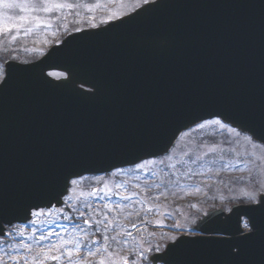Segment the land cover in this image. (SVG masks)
Here are the masks:
<instances>
[{
  "label": "water",
  "instance_id": "1",
  "mask_svg": "<svg viewBox=\"0 0 264 264\" xmlns=\"http://www.w3.org/2000/svg\"><path fill=\"white\" fill-rule=\"evenodd\" d=\"M122 18L67 36L35 62H6L13 80L0 91V184L9 200L38 191L57 167L78 178L163 156L207 119L248 135L242 124L264 126V0H161ZM66 67L94 76L101 95L85 100L52 87L48 81H59L47 73ZM69 187L61 179L46 194L12 199L0 232L28 222L30 208L61 207ZM221 210L208 213L224 223L229 213ZM203 254L224 259L219 249Z\"/></svg>",
  "mask_w": 264,
  "mask_h": 264
},
{
  "label": "rangeland",
  "instance_id": "2",
  "mask_svg": "<svg viewBox=\"0 0 264 264\" xmlns=\"http://www.w3.org/2000/svg\"><path fill=\"white\" fill-rule=\"evenodd\" d=\"M54 3L72 7L57 9L37 0L35 7L47 6L52 11L12 10L10 15L29 19L11 22L4 18V10L0 8V55L21 62L38 59L72 32L103 26L107 24L105 21L116 20L114 16L123 17L139 8L137 0H54ZM36 16L40 19H33ZM11 24L17 26L9 31ZM200 124L204 127H199ZM200 124L182 134L170 154L151 159L155 162L146 164L142 170L133 166L113 172L115 175L86 177L71 186L65 205L60 208L63 211L45 210L43 215L33 216L27 225H16L8 231L12 235L0 246V260L4 264H17L16 259L8 257H23L32 264L35 253L47 252L53 244L61 245L67 253L79 241L86 247L79 253L73 251L71 261L65 255L61 261L45 262L76 264L81 256H87L89 248H100L104 236L120 233L121 243L109 245L110 251L115 250L116 264H123L124 259L129 264H148L147 260L139 261L135 253L154 248L158 243L162 252L165 237L188 235L189 229L208 210L223 208L228 212L232 204L247 203L248 197L264 194V146L246 140L245 134L237 136L229 125L221 128L206 121ZM161 159L164 163H160ZM206 163L213 164V169H208L210 165ZM94 189L99 191L89 195ZM125 195L131 198L125 200L122 198ZM87 205L91 208H86ZM80 212L86 215L81 217ZM85 219L91 224H84ZM97 220L102 223L96 224ZM37 229L39 233L34 237ZM41 236L46 239L41 240ZM25 245H30L31 251ZM154 253L157 252L145 255L150 257ZM98 258L91 257L81 264ZM25 259H20L19 264H25Z\"/></svg>",
  "mask_w": 264,
  "mask_h": 264
},
{
  "label": "snow or ice",
  "instance_id": "3",
  "mask_svg": "<svg viewBox=\"0 0 264 264\" xmlns=\"http://www.w3.org/2000/svg\"><path fill=\"white\" fill-rule=\"evenodd\" d=\"M37 0H0V8L4 10V18L9 22L13 20H28L27 16H12L9 13L12 10H20L21 12L31 11V12H50L52 11L51 7H40L37 8L34 6V3ZM42 5H53L55 8L60 9L63 7H72V5L54 3V0H38ZM139 7L143 8V14L148 13L154 10L156 7H159L161 0L157 3V0H137ZM148 5V7H144ZM137 16H140L141 13L137 12ZM121 19L122 17H113V19ZM33 19L39 20L40 17L36 16ZM94 19V18H93ZM108 23V21H105ZM17 25L11 24V27H16ZM95 27V25H93ZM167 51L171 50L173 47V41L168 39L167 41ZM55 66V65H53ZM0 76L3 78L0 79V91L8 88L11 81L13 80V70L11 66L4 68L0 71ZM47 76L54 77L59 81L57 84H52L51 81L48 83L56 88L62 90H68L75 96L90 100L95 99L101 95L102 89L99 81L91 75L82 74L75 71L72 67H66L65 71L61 72H48ZM235 103L239 108L245 103L243 96L238 92L235 96ZM262 113H264V108H262ZM208 124L220 125L221 128L229 127L228 125L222 123L220 119H214L211 121H206ZM199 127L203 128L204 124H200ZM242 130L245 133H250L251 135H245V139L252 141L253 138L264 141V126L257 128L254 124L244 123L242 124ZM231 132H235L237 136L241 135L240 131H237L236 128H229ZM171 159V157H168ZM153 160H144L143 162L135 164V170H142L145 168L146 164L154 163ZM160 163H164V160L161 159ZM133 170V169H130ZM124 169L119 168L116 172H123ZM116 173H112L115 175ZM64 179L67 186L77 185L80 181L87 179L86 177L72 178L64 176V168L57 167L51 174L48 182L41 187L36 192H25L21 190L16 194L12 199L17 201H22L25 196L31 194H46L55 189L58 182ZM102 179V178H101ZM122 185L118 186L121 187ZM68 190H71L70 188ZM105 190H108L107 185H105ZM99 189H94L93 192L89 195L95 194ZM125 200L130 199V196H123ZM11 199V200H12ZM9 200V195L5 187L0 184V214L3 213L5 207L11 201ZM86 208H91V205H87ZM28 211L31 212L33 216H41L45 213L43 208H30ZM63 211V209H60ZM94 211V209H93ZM223 211V210H221ZM229 215L226 218L224 223L219 222V219L216 215V212L204 213V219L196 225L194 229H189L188 235L182 236H167L165 237L166 247L162 251L161 255H152L149 259L145 253L152 252H161V246L158 243L154 248L144 249L141 252L135 253V257L139 261L143 262L148 261V264H156L157 261H163V264H264V226L260 224L261 217H264V194L252 195L248 197L247 204L242 207L228 210ZM81 217L86 215V212H80ZM235 217V223L232 224L231 221ZM84 224H91L89 219L83 220ZM100 220L96 221V224H101ZM135 226V225H133ZM107 228V225H105ZM176 227H180L176 225ZM7 235L11 236V232H7ZM23 235V233H20ZM5 235L4 232H0V236ZM120 233L112 235L111 237L104 236V243L100 248L93 250L89 248L87 256H81V261L87 260L91 257H99L97 260H89V264H116L115 259V250H109V245L111 242H116L117 245L121 243V240L118 239ZM124 235H131L130 233H124ZM41 240L46 239L45 236L40 237ZM126 242V241H125ZM67 243V242H65ZM86 245L80 244L79 241L76 242L74 249H68L67 253L63 250L61 245L53 244L50 246L47 252L35 253L32 258V264H45L47 260L52 261H61L65 255L71 261L73 251L79 253L83 247ZM26 248L31 251L30 245H25ZM204 249H219L224 254V259L222 261H217L212 256L203 254ZM55 251L56 254H52ZM9 260L16 259L17 264H19L20 259H25L23 257H8ZM81 261H77L76 264H81ZM0 264H4L0 260ZM25 264H28L27 259H25ZM123 264H129L128 259H124Z\"/></svg>",
  "mask_w": 264,
  "mask_h": 264
},
{
  "label": "flooded vegetation",
  "instance_id": "4",
  "mask_svg": "<svg viewBox=\"0 0 264 264\" xmlns=\"http://www.w3.org/2000/svg\"><path fill=\"white\" fill-rule=\"evenodd\" d=\"M6 60H9V59H5L2 55H0V71H2L5 68ZM2 78L3 77L0 76V79H2ZM2 243H3V239L0 240V246H1Z\"/></svg>",
  "mask_w": 264,
  "mask_h": 264
},
{
  "label": "trees",
  "instance_id": "5",
  "mask_svg": "<svg viewBox=\"0 0 264 264\" xmlns=\"http://www.w3.org/2000/svg\"><path fill=\"white\" fill-rule=\"evenodd\" d=\"M185 166H189V164H187V165H183V166H181V168H185ZM210 167L213 169V167H212V164H210ZM89 215L90 216H92L93 215V212L92 211H89ZM71 216V215H70ZM78 218V217H77ZM77 218H76V220H77ZM79 219V218H78ZM71 220H73V216H71ZM84 252H86L85 250H84ZM9 252H7V255H9L8 254ZM84 254V253H83Z\"/></svg>",
  "mask_w": 264,
  "mask_h": 264
}]
</instances>
